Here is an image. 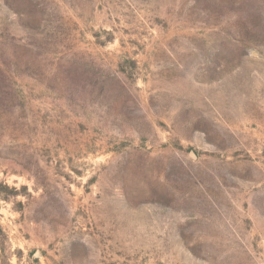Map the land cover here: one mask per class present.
<instances>
[{
  "label": "rangeland",
  "instance_id": "1",
  "mask_svg": "<svg viewBox=\"0 0 264 264\" xmlns=\"http://www.w3.org/2000/svg\"><path fill=\"white\" fill-rule=\"evenodd\" d=\"M0 264H264V0H0Z\"/></svg>",
  "mask_w": 264,
  "mask_h": 264
}]
</instances>
